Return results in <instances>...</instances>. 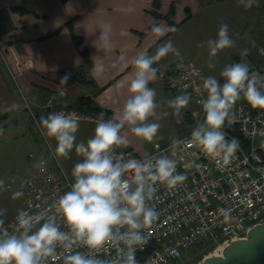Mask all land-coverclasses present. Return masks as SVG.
Returning <instances> with one entry per match:
<instances>
[{
  "label": "crops",
  "instance_id": "0c3cea01",
  "mask_svg": "<svg viewBox=\"0 0 264 264\" xmlns=\"http://www.w3.org/2000/svg\"><path fill=\"white\" fill-rule=\"evenodd\" d=\"M154 1L0 0V43L5 48L8 68L15 75L13 81L9 70L0 61V111L5 113V117L0 119V129L4 130L0 133V179L5 182L3 188H8V185L15 188L36 168L34 165L42 155L58 163L59 169L73 182L72 167L81 159L74 150L71 159L57 157L54 152L56 142L46 137L44 131L37 140L32 133L26 132L27 129L23 127L26 121L22 116L28 114L23 109V97L37 108L40 118L50 113V110L43 108L48 103L55 108H66L77 97L87 96L108 111L103 114L105 119H119L129 98L128 88L135 73L134 60L142 53L155 55L157 49L169 40L180 56L193 61L207 76H215L221 83L224 81L220 72L232 62V57L240 60V53L249 47L248 43L252 45L255 41L256 45L245 56L250 68L254 61L264 65L263 57L257 52L258 48H264V0H258V5H253L256 10L246 9L239 0H156L159 2L157 9ZM12 7L21 10H12ZM171 8L173 26L164 18ZM152 10L160 16L152 14ZM70 19H73L71 28L67 25ZM222 23L229 25V34L235 43L212 57L211 62L215 67H209L208 48L197 45L215 38ZM153 24H159L165 32L159 36L154 34L151 31ZM105 25L111 27L106 45L98 39ZM169 28L174 30L168 31ZM73 35L81 39L79 45L74 42ZM232 48H236V52ZM82 50L88 53L89 66L84 62ZM176 58L175 54L170 53L153 64L157 74L149 86L156 90L160 105L156 110L159 118H151L161 124L157 137L151 143L145 142L125 126L121 135L128 139V145L116 151L146 155L156 144H170L173 139L190 131L193 123L189 124L183 112H188L194 122L197 115L202 113V106L189 91L170 92L164 84L163 76ZM66 75L69 79L64 86L60 80ZM83 86L88 88L85 94H82ZM181 94H189L192 99L186 109L177 113L167 101ZM238 103L247 102L240 100L236 105ZM236 105L225 124L234 117ZM100 116H80L77 142H86L93 136ZM19 122L23 129L20 135L25 137L26 142L18 138V132L6 131L9 124L18 126ZM32 152L35 153L33 158L29 156ZM11 191L13 198V193L18 190ZM25 200L24 193L10 212L9 204L0 202V210L6 209L0 220L4 222L21 210Z\"/></svg>",
  "mask_w": 264,
  "mask_h": 264
},
{
  "label": "clouds",
  "instance_id": "9594fccd",
  "mask_svg": "<svg viewBox=\"0 0 264 264\" xmlns=\"http://www.w3.org/2000/svg\"><path fill=\"white\" fill-rule=\"evenodd\" d=\"M246 9L258 5V0H239ZM110 25L103 26L99 40L108 43ZM174 29L169 28L168 31ZM151 31L162 35L165 29L153 24ZM229 25L222 23L215 38L197 47L209 50V67H215L211 58L218 52L234 46ZM255 47V41L252 42ZM170 53L180 56L172 41L160 46L155 55L142 53L134 60L135 73L129 84V98L122 114L105 119L103 113L96 121L94 134L86 142H77L81 117L76 112H52L40 118V127L46 137L56 142L55 155L71 159L73 150L81 157L71 170L70 190L60 194L49 208L37 206L36 212L19 210L11 232L0 231V264H49L62 259L63 264H138L136 251L148 240L146 229L159 217L153 200L158 185L169 189L182 186L186 175L177 171V160L168 155H149L135 159L130 154L117 152L128 145L121 130L128 126L131 132L145 142H153L161 124L151 120L158 117L157 92L149 84L156 78L153 64ZM264 55V48L260 49ZM248 55V49L241 56ZM223 83L215 76L202 80L206 97L202 105L204 119L191 131L190 141L173 139L175 150L182 144L198 146L219 166L229 165L239 142L224 132L225 121L240 100L252 108L264 110V75L253 71L245 62L226 65L220 72ZM69 76L61 78L66 85ZM63 94V93H62ZM192 97L177 95L167 101L177 113L186 109ZM166 115V113H165ZM0 129V133H2ZM47 161L41 158L35 167L46 171ZM129 174H131L129 176ZM0 179V188L4 187ZM15 191L13 198L23 196ZM220 214L226 223H235L232 209L222 208ZM6 209L0 210V217ZM3 220H0V228ZM109 250L115 252L111 255ZM175 253V249L171 250Z\"/></svg>",
  "mask_w": 264,
  "mask_h": 264
},
{
  "label": "built area",
  "instance_id": "2783aa9c",
  "mask_svg": "<svg viewBox=\"0 0 264 264\" xmlns=\"http://www.w3.org/2000/svg\"><path fill=\"white\" fill-rule=\"evenodd\" d=\"M260 49L262 48L258 49L259 52ZM0 57L7 64L5 49L2 47ZM260 69V64H257L254 71L259 72ZM11 75L15 78L14 74ZM205 77L207 75L201 67L179 56L163 79L170 92L189 91L200 104L199 101L206 97L202 89ZM25 102L24 99V108L36 121L35 114ZM49 106L50 104L43 108ZM58 111L77 113L76 110L65 108L54 112ZM202 113L197 115L190 131L177 140L190 141L191 131L202 123ZM232 125L247 141V148L239 143L231 163L225 167L219 166L216 159L209 157L198 146L190 144H182L175 150L172 143L163 146L156 144L146 155L124 152L135 159H143L149 155H168L177 160V171L187 177L183 185L175 189L158 185L149 204L156 208L159 217L145 230L148 240L136 251L138 264H182L183 253L188 248L208 243L216 244L217 249L219 245L244 237L253 225L264 222V110L239 103L234 117L224 124L223 130L229 138H235L229 131ZM30 156L33 157L34 153H30ZM41 158L47 161L46 171L41 172L36 167L17 185L26 196L21 210L34 213L38 210V205L49 208L60 194L70 190L72 182L59 169L58 163L43 156L38 161ZM11 187L8 185V188ZM222 208L232 209L231 215L236 218L235 223L224 221L219 211ZM17 214L18 212L7 219L0 231L6 229L11 232ZM172 249H175V253ZM109 252L115 255L114 251ZM49 264H63V261L57 259Z\"/></svg>",
  "mask_w": 264,
  "mask_h": 264
},
{
  "label": "water",
  "instance_id": "95a60500",
  "mask_svg": "<svg viewBox=\"0 0 264 264\" xmlns=\"http://www.w3.org/2000/svg\"><path fill=\"white\" fill-rule=\"evenodd\" d=\"M198 264H264V222L251 227L245 238L224 245L220 254L204 256Z\"/></svg>",
  "mask_w": 264,
  "mask_h": 264
},
{
  "label": "rangeland",
  "instance_id": "374dc122",
  "mask_svg": "<svg viewBox=\"0 0 264 264\" xmlns=\"http://www.w3.org/2000/svg\"><path fill=\"white\" fill-rule=\"evenodd\" d=\"M251 8L253 10H256V8H254V6L251 7ZM244 41H245V38H244ZM248 46H249L247 48L248 50L253 49V46L250 43H248ZM235 49L236 48H234V49L232 48V51L234 50V52H236ZM240 56H241V53H240ZM236 62H245V63H248L249 64L248 59L245 56H241L240 60H237L236 58L232 57V62H230L229 64L236 63ZM222 63L225 64V62H222ZM82 89L84 90L82 94H85L84 92L88 88H85L83 86ZM25 101H26L25 103H27L29 105V107L33 109L34 113H36L37 108L34 107V105H32V103L30 102V100L25 97ZM25 111L28 112L27 110H25ZM28 115H29V113H28ZM22 118H24L25 121H26V123L23 125V127L25 126V129H27L26 132H28V134L29 133H32L33 135H35L36 138H39L40 139V136L43 134V129L40 127V122L39 121L37 122V120L36 121L34 120V122H32L33 124L30 125L29 124V121H30L29 116H27L26 114H23ZM22 130L23 129H22L21 122H19L18 126H14L13 124H9L7 126V128H6V131L7 132H12V133L18 132L19 133L18 134L19 135L18 138L19 139H22V140H24L26 142L25 137L22 138L21 135H20V133L22 132ZM16 190H18V188ZM10 192H12V191L10 189H8V188H3V189L0 190V194L2 196V201H0V202H1V204L2 203L9 204L8 212H10L14 207H16L15 204L22 197L21 196L19 198H15V199L14 198H11ZM4 201H6V202H4ZM1 204H0V207L2 206ZM215 248H216V245H213V244L194 245V246L188 248L183 253V262H182V264H198L202 260V258L204 256H206L208 254L209 255L210 254H213L214 252H218L219 253L220 250H215Z\"/></svg>",
  "mask_w": 264,
  "mask_h": 264
},
{
  "label": "trees",
  "instance_id": "16d2710c",
  "mask_svg": "<svg viewBox=\"0 0 264 264\" xmlns=\"http://www.w3.org/2000/svg\"><path fill=\"white\" fill-rule=\"evenodd\" d=\"M61 1L65 2L66 0H61ZM209 1H220V0H209ZM154 7L156 9L159 7V2L156 1V0L154 1ZM12 10H19L20 11L21 9H19L17 7H12ZM172 10L173 9L171 8L170 12L167 15L164 16V18L168 21V23L170 25H172V22H171V19H170ZM151 13L156 15V16H160V14L157 13V11H155V10H152ZM72 21H73V19H70L67 22V25H68L69 28L72 27ZM140 35L142 36L143 34L140 33ZM73 39H74V42L77 45H79L81 43V39L78 38L77 36L73 35ZM81 54H82V57L84 59L85 64L87 66H89L91 64V61H90V58L88 56L87 51L86 50H82ZM153 67L155 68L154 65H153ZM254 67H256V66H254ZM254 67L251 68V70H254ZM259 73L261 75H263V70L260 69ZM246 104L249 105L248 103H246ZM68 108H75L78 111L83 112L85 114H92V115H96V116L97 115H101V113L105 114V112H108V111L104 110L103 108H101L100 106H98L95 103H93L92 100L89 97H87V96H79V97H77L75 102L70 104L68 106ZM183 116H184V118H186V120L189 122V124H192L194 122L193 118L191 117V115H189L188 112H183ZM189 116H190V118H189ZM4 117H5V113L0 111V119H2ZM229 131L233 134V136L237 139V141H239L240 144H242L244 147L247 148V141L239 134V132L237 131V129H236V127L234 125H232L230 127ZM34 137H35V135H34ZM35 139L37 140L36 137H35Z\"/></svg>",
  "mask_w": 264,
  "mask_h": 264
},
{
  "label": "bare ground",
  "instance_id": "6f19581e",
  "mask_svg": "<svg viewBox=\"0 0 264 264\" xmlns=\"http://www.w3.org/2000/svg\"><path fill=\"white\" fill-rule=\"evenodd\" d=\"M219 247H220V248H219ZM219 247L216 249V250H220L219 253H218V252H214L213 254H210V255H218V254H220L221 249H222V248H221L222 246L219 245ZM208 255H209V254H208Z\"/></svg>",
  "mask_w": 264,
  "mask_h": 264
}]
</instances>
